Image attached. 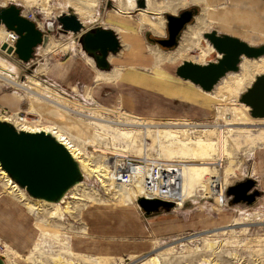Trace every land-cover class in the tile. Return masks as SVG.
<instances>
[{
  "label": "rangeland",
  "instance_id": "rangeland-1",
  "mask_svg": "<svg viewBox=\"0 0 264 264\" xmlns=\"http://www.w3.org/2000/svg\"><path fill=\"white\" fill-rule=\"evenodd\" d=\"M67 1L68 0H0V7L8 6L11 3L20 7L22 13L28 18H31L43 34L47 35V42L44 45L39 44L35 47L33 57L28 62L21 61L14 53L8 54L1 48L0 57L15 70H10V74L15 76L17 80L26 82L29 85L35 84V89L41 86L40 89L50 90L51 94L55 97V100L58 98L61 102H65L69 107H77L75 109L82 114L114 120L123 125L108 124L96 119H88L75 113L70 115L67 113L64 114L61 113L59 109L49 105V109L40 113L36 112V110L31 108L29 98L24 96L25 91L22 88L18 89L5 83L1 79L0 120L3 118L6 119L10 116L14 117L16 115L21 119L26 118L25 125H30L29 122H32V120L36 121L37 124L39 123L50 126L59 124L60 127L67 132L69 137L71 136L75 143L78 144L77 146L83 148V151L85 152L84 156L94 165L107 167V163L113 164V162H115L116 155L114 154L116 151L130 154L129 156L132 157H136L135 155L147 154L166 158L202 159L204 161H198L195 163L198 167H194L192 170H196V173H198L197 181L194 184L189 183L191 195L185 197L188 199L187 202L184 204L183 208L180 207L181 209L178 210L173 208H160L156 212L147 213L142 209L140 210L136 201L139 195L137 194L133 197V195L127 190V183L115 179H109L105 180L103 184L98 181L93 173H87L84 169L79 168L80 179L69 187L66 191L67 195L62 201L58 198L53 200L52 204L44 205L41 202L42 198L30 196L26 193L25 189L21 187L27 194L31 203H37L41 207L47 209H52V206L56 205L57 218L54 219L53 216L48 214L28 212L25 208V210L22 209V207H24L22 204L23 201L20 202L14 195L9 196L2 183L4 188L3 194L11 197V201L14 202V204H11L9 202L4 203L0 200V210L4 212L3 215H0V218L8 221L6 223H0V255L4 257L5 264H52L54 261H62L67 264L69 259H73L74 257L82 259H99V257H103L101 264H115V261H117L118 264H137L145 257L152 255L159 256L163 264H198L201 261V258H218L220 262H224L225 264L264 263V139H262L264 138V117L263 119H255V121L249 124L229 125L228 129H225H230V132L226 133L229 134V139H227L225 143L226 151L223 155L225 164L221 169L219 166H213V160L219 158L220 155L218 144H214L213 149L209 148V150L203 151L200 148L202 145H199L201 142L197 140L193 141L188 137L187 128L186 131L177 133L170 131L171 129L168 127L169 123L177 121L178 118L184 117L183 115L188 117L191 124L212 125L216 122L218 115L219 117L221 115L224 116L225 121L227 122L228 119H232V111L224 108L220 101L206 97L207 100L204 99L200 104L202 107L204 106L202 108L203 111L207 108L209 111L213 110L215 112V117L214 115H211L209 120L203 118V112L198 115L193 114L189 116L190 112H194L191 106L180 105L181 102L176 100H173L171 104L165 102V105H155L159 106V109H166L161 113L164 115L167 114L166 117H150L154 115V111H151V113L139 114L137 113L138 111H130L127 107L121 104L119 99L122 103L124 99L122 98L123 95L119 94L117 86L123 73L132 70L137 77L138 72L136 71V68L141 65L144 66L146 63H149L151 71L154 70L157 72L156 70L159 71L172 68L175 65L180 64L183 60H192V57L195 58L198 55V52L193 50L189 57H182L175 60L170 59V62L159 61V63L156 64L153 60V53H156L157 51L163 55L165 53H173L174 51L177 52L180 46L184 45L188 39V37L187 39H185V37L194 29L196 32H199L200 38L197 40L203 47L204 45L206 47L210 46V43L204 37V33L213 30L219 34L235 36L253 46L263 45L264 13L258 11L259 7L254 6V8H251L248 0H208V2L205 1V3H199L197 5L200 6V12L194 18L193 22L188 24L183 31L178 46L173 49H165L159 45L149 43L145 37L146 32L149 31L151 37H164L166 35V30L163 13H177L184 7L196 4L195 2L183 6L177 4L166 6L165 2L167 0H145V4L144 0H135L133 5L125 6L126 8L128 7L127 10L129 11L114 14V6L117 5L119 0H95L96 7L93 12L88 15L85 14L87 8L84 7L77 10V7H74L75 4L68 3ZM91 1L92 0H84L82 4L89 6L91 5ZM73 2L75 1L73 0ZM80 4L81 2L79 1L76 5L79 6ZM205 6H209L208 8L211 9L205 11L203 9ZM261 6L264 8V1L261 3ZM146 8H148L149 11L151 10L157 13H149L148 18L153 22H159L161 24L159 31L151 30L149 25H144L141 28L142 30L138 29L140 26L139 19L145 20L147 18L146 15L143 17ZM216 12H219V14L217 15ZM206 13L207 17H209V23L204 21ZM65 14L74 15L81 21L83 26L79 31L71 32L66 30L61 23V17ZM244 15L248 18L254 17L255 24H251V26L248 24V26L245 23L247 27H245L243 23L241 24L239 19H242ZM125 16H129V24L126 25H131V27L135 25L138 35H135L133 31H129L131 27L128 28L126 26H122L123 29H118L116 31V28L113 25L124 21L123 18ZM228 19L230 20L229 22L231 26L229 30L226 25H222L218 22V20L223 22L225 20L228 21ZM201 21H203V24ZM48 23L52 25L51 30L47 26L49 25ZM97 26H103L113 30L118 36L121 44L116 53L109 54L108 56V62L110 63L108 71L98 69L92 56L82 49L80 43L81 35L85 31L93 30ZM243 28H245V31H243ZM128 34H132L134 42L142 44V54L136 53L134 56L128 54V48L129 45H131V42L129 39L124 38V36ZM135 36L137 38H135ZM2 42L4 43L7 41L1 40L0 38V47ZM47 49H49V51H47ZM218 57L219 54L214 50L211 52L210 56L204 58L202 61H194L203 64L215 61ZM243 57L245 56H242L241 58ZM145 58L148 59L146 63L143 62V59ZM257 58L249 59L253 60ZM76 63H79V66L82 67L83 71L89 73L93 78L90 83L85 86V89V73L78 76L67 75L66 78L62 76L66 75V73L69 74L72 67H75ZM124 65H126V67ZM44 67H48V69H44ZM35 68L38 71L35 72ZM124 68H128V70H125ZM56 69V73L61 75V79L55 78L57 79L55 80L53 78V71ZM1 70L2 66L0 65V72ZM99 71H102V74H105L106 79L103 77L97 78L99 76L97 75ZM233 72H240V65L238 70ZM261 73L264 72L254 73L253 79L241 88L237 100L241 93L251 85L255 76ZM162 76H164L162 77L163 79L168 78L167 74H162ZM224 77L225 76L222 78ZM125 78L128 80V84L132 86L135 85L134 81H136V78L130 73H127ZM176 79L178 80H173L176 85H178L179 88L184 87L185 92L187 93L190 91L188 83L194 87L193 83L188 82V80H182L180 78ZM221 79H219L217 83L218 87L214 94L222 92V94L225 95L231 90V87L228 88L230 83L227 82L228 84L225 83L223 85L224 81H220ZM45 82L47 84L53 82L54 86L49 87L48 85H44L46 84ZM55 82H59V85ZM149 82L151 83V81ZM61 85L68 93L65 94L61 91L63 90ZM172 87H174V84H171L169 87H163V89L169 90ZM177 92H179V90ZM18 93H22L23 98H19ZM202 95L205 97L204 94ZM233 98L234 97L232 96V99ZM126 99L128 101L130 99L133 100L132 97H127ZM142 101L143 104H140L142 106L149 107L148 104H151L147 99H142ZM206 101L207 103H205ZM204 103L207 104L206 107ZM241 104L245 105L244 103ZM217 106H219V112L216 111ZM247 109L249 113V108L247 107ZM18 111L20 112L17 114L16 112ZM185 111H187L188 114H185ZM5 119L3 120L7 121ZM11 124L15 125L14 127L18 129L19 126L16 123L11 121ZM157 124L164 126V128H162L163 133L172 135L171 139H174V136H179L177 139L184 138L187 140L185 142H187L188 145H194L195 149L188 153V149L181 151V147L177 144V139L172 141L167 137H161L160 140H158L155 133L156 128L154 127V125ZM89 125L93 127L92 130L89 128ZM145 125H148L146 130L144 129ZM231 127H237V129H231ZM209 128L214 130V127ZM215 131L216 130H214V134H212L214 137L217 135V132ZM123 132L127 133L124 135L125 137L119 134ZM128 133L131 135L128 136ZM200 138L203 139L202 136H200ZM246 178H252L255 180V187L261 192L260 195L256 197V200L252 205H246L244 203L231 204L229 197L225 195L227 187ZM208 183L209 188L207 185ZM213 184H221L219 186L220 189L218 188L217 190H221L224 185L227 186L224 191L225 206L223 208L225 209H223V212L224 210L227 211L229 207L235 208V212L228 210L231 212H228L231 214L229 215V219H232H230L228 223L218 224L220 221L227 218V216L221 214L218 218V212L214 211L219 209V207H216L214 202L215 197L211 194L212 190L214 191V188L212 187ZM199 188H202L204 191ZM220 193L221 191L216 192L218 201L221 197H219ZM72 194H75L76 196L79 195L80 199H73V197H71ZM186 199H184V201H186ZM72 200L75 201L72 203V209L65 210V202ZM74 204H76V206H74ZM129 205L132 210L127 207ZM111 207H127L121 209L124 210L122 213H127L125 216H128L129 213H133V210L139 207L137 208L139 211L138 215L140 219L145 222L146 232L140 231L141 228L138 225L133 224V222H130L129 219V221L126 220L124 229L119 227L117 223L119 221L118 219L121 217L123 219L125 218L121 214L120 218L116 216L110 218L111 223L105 222L98 217H103L105 215V217L109 216L110 214L106 211H110L112 214V210H106ZM200 207L202 209H200ZM211 207L213 208L212 212L209 210V208L212 209ZM202 210H204V213H206L207 216L214 213L213 215L217 218H212V220H210V218L202 215ZM21 211H23L22 216L24 217L25 222L27 224L29 223L31 228H34L32 242L34 244L36 241L39 248L37 250L35 249V251H31L33 244L24 248L25 245L22 243V248H18L12 243H6L7 241H12L6 239L5 235L17 238L19 243L22 239L17 225V222L19 221L17 220L18 212ZM112 215H115V213ZM88 216L91 217V220L89 221L90 224L86 222V217ZM171 217L174 219L176 225V228L172 233H164V231L172 229V227L167 229L168 226L165 230L159 223H156L158 227L157 231L162 230L161 233L152 232V223L166 218L170 219ZM10 222L17 225L15 227L16 229L11 228L9 225ZM35 222L43 226L48 232H56L60 236L59 239L56 240L45 232L40 234L39 230L36 229ZM84 222L89 228L99 226L101 232H90L87 236L89 238L86 240V226ZM114 225H117L119 230L117 229L118 231L112 232ZM11 229H15L16 232L13 233L14 231ZM204 230H210V232H205ZM29 231L30 229L28 232ZM205 233H207L206 235H208V239L215 241V244L210 251H205L204 249L205 242L203 239L205 238ZM26 234L28 233L26 232ZM76 235H78L77 237L80 236L84 241L78 243L79 240H76ZM72 237L75 239L74 242L71 240ZM87 241L92 243L91 247L95 246V243L97 246H104L107 244V255L89 253V251H87ZM171 246H173V248ZM110 247H113L114 251H111Z\"/></svg>",
  "mask_w": 264,
  "mask_h": 264
},
{
  "label": "bare ground",
  "instance_id": "bare-ground-1",
  "mask_svg": "<svg viewBox=\"0 0 264 264\" xmlns=\"http://www.w3.org/2000/svg\"><path fill=\"white\" fill-rule=\"evenodd\" d=\"M74 1L75 2H73V0H68L67 2L71 3V4H75L74 7H77V10H79L81 8H84V7L87 8V10L85 11V14H88V15H90L91 12H93L94 8L96 7V1L95 0H92L91 1V5H89V6L82 4V2L84 0H74ZM79 1L81 2V4L78 6L76 4ZM134 1L135 0H119L117 5L114 6V14H118V13L120 14V12H124L125 13V12L129 11V10H127L128 7L126 8L125 6L133 5ZM147 1H149V0H147ZM205 1L208 2V0H167L165 3H166V6H173V5H176V4L180 5V6H183V5L189 4L191 2H195L196 4H199V3H205ZM263 1L264 0H248V3L250 4L251 8H254V6L255 7H259L258 11L261 12V13H264V8L261 6V3ZM144 2H145V0H144ZM147 4H148V2H147ZM208 7L205 6V8H203V9L205 11H208V10L211 9V8H208ZM21 12H22V10H21ZM149 13L157 14L154 11H151V10L149 11L148 8H146L144 10L143 17L146 15L147 18L145 20L144 19H139L140 26H139L138 29L142 30L141 28L144 25H149V28L151 30L159 31L161 24L159 22L156 23V22L151 21L148 18L149 17L148 16ZM216 14L218 15L219 12H216ZM65 15H69V14H65ZM69 16H72L75 19H77L78 22L80 23L81 27L83 26V24L81 23V21L77 17H75L74 15H69ZM204 18H205L204 21H207L209 23V17H207V13L204 16ZM123 20L124 21H121V23H118V24L115 23L113 25L116 28V31L118 29H123L122 26H126L128 28L131 27V25H128V26L126 25V24H129L127 22V21H129V16H125L123 18ZM239 20H240L241 24L243 23V25H245V23L247 25L249 24L250 26H251V24H255L254 17H252V18L249 17L248 18L247 16L244 15L243 18L239 19ZM229 21H230L229 19H228V21L225 20L223 22H220V20H218V22L221 23L222 25H226L228 30L231 27ZM201 22L203 24V21H201ZM0 24H2V23H0ZM48 24L49 25H47V26L51 30L52 29V25H50V23H48ZM245 27H247V26L245 25ZM115 28H114V30H115ZM244 29L245 28H243V31H245ZM66 30L67 31H71V32H75V31H72V30H69V29H66ZM11 31H13V30H9L5 26L3 27V25H0V38H1V40L7 41V42H4V43L7 44V46H12L13 45V47H14V43H15L16 40L13 41ZM136 34H137V32L135 33V35ZM187 37H188V39H187ZM195 37H196V41H195ZM124 38L125 39L126 38L129 39V41L131 42V45H129V48H128V54H131L133 56L136 55V53H141L142 54V51H143L142 44L134 42L133 41L134 37L132 36V34H128V35L124 36ZM198 38H200L199 32H196L195 29L192 30L191 33L189 32L188 36L185 37V39H187L185 44L180 46V48L178 49L177 52L174 51L173 53H170V54L165 53L164 55L161 54L159 51H157L156 53H153L154 62L156 64H158L159 61H162V62L169 61L170 62V59L175 60V59H178V58L180 59L182 57H189L191 51H193V50L197 51L198 55L195 58L192 57L191 61H193V62H195L194 60L202 61L204 58L210 56L211 52H213L215 49L212 47L211 44L208 47H206L205 45H204V47L201 46L199 44L198 40H197ZM2 50L6 51V49H2ZM47 51H49V49H47ZM245 57L241 58L242 60L239 62L240 63L239 64L240 65V72L229 71V72H227L224 75L225 76L224 78H222V77H221L222 79L220 78L221 79L220 81H222V80L224 81L223 85L225 83H227V82L230 83L228 88L231 87V90H229L227 92V94L223 95L222 92H219V94H214V92L216 91V88L218 87L217 86L218 82L215 84L216 86H214L213 89L210 90V91H205L200 86L195 85L193 83L196 92L204 94L205 97H207V98H213L214 100L220 101L221 105L224 108L231 110L232 111V113H231L232 119H228L227 122H226L224 116L221 115L219 117V115H218L217 116L218 120L216 119V122L213 123L212 125H208V124H191L189 122V120H188V117L186 115H183L184 117H180V118H178L177 121L168 124V127L171 129L170 131L177 132V133H181L182 131H186V128H187L188 129L187 130L188 137L190 139H192L193 141L197 140V141L201 142L199 145H202V146H200V148L203 151H207V150H209V148L213 149L214 144H218V146H219V154L220 155H219V158L213 160L214 161L213 162V166L214 167L219 166V168H221V169L223 168V166L225 164V160L223 158V155L225 154V151H226L225 143H226L227 139H229L228 138L229 134H226V133L230 132L229 131L230 129L229 130H225V129H228L229 125L249 124V123L255 121V119H258V118H254L253 119V117H251L249 115L248 109H247L248 106L242 105L241 104L242 102L240 103V101H238L239 99L237 100V97H238V94H239L241 88L244 85L248 84L249 81L253 79L254 73H256V72H264V54L258 56V58L256 57L257 59H253V60H250L248 57L247 58H245ZM0 65L2 66V70L0 72V79L2 81H4L5 83L10 84V85H12V86H14V87H16L18 89L22 88L25 91L24 92V96H27L29 98L30 106H31V108L36 110V112L40 113V112H42V111H44L46 109H49L50 108L49 106H52L54 108L59 109V111H61V113H64V114L67 113V114L70 115L72 113H75V114L80 115V116L82 115V116H84V117H86L88 119H96V120L104 122V123L123 125V124H121V123H119L117 121H114V120H109V119H106V118L105 119L104 118H98V117H94L92 115L82 114V113L78 112L77 109H75L77 107H73V108L69 107L65 102H61L58 98H56L57 100H55V97L51 94L50 90H44L42 88L40 89L41 86H39V87L37 86L38 88L35 89L36 88L35 84L29 85L26 82H21V81L17 80L15 76L10 74L11 73L10 70L11 71L14 70L12 68V66L9 65L1 57H0ZM12 73H14V72H12ZM230 73H232V74H230ZM261 74H263V73H261ZM97 75H99L97 78L103 77L104 79H106L105 74L104 73L102 74V72L97 74ZM179 78H181V77H179ZM181 79H183V78H181ZM184 80H188V79H184ZM50 83L51 84H47L46 83L44 85H48L49 87H53L54 83H52V82H50ZM18 96H19V98H23L22 93H18ZM232 96L234 97L233 99H232ZM5 98H7V97H5ZM227 99H229V100H227ZM218 107L219 106L216 107V111L217 112H219L218 111ZM19 112L20 111H18L16 113L18 114ZM220 113H221V111H220ZM211 115H214V117H215V112L213 110L209 111L207 108H205V111L203 112V118L209 120ZM3 119H5V118H3ZM5 120L9 121V123H11V121L13 123H16L19 126L17 130L21 129V130L33 131V132L44 131L45 133L50 134L57 141L62 143L67 148V150L70 152L71 156L76 161L78 169L82 168L87 173H93V175L98 179V181L100 183L104 184L105 180L115 179V175L117 173V167L116 166H115V170H114V165H112V163H107L106 162L107 165H108L107 167H104L102 165H94V164H92L89 161V159L84 156L85 152L83 151V148H81V146H77L78 144L75 143V141L72 139L71 136L69 137L67 132L65 130H63L60 127L59 124L58 125L54 124L53 126H50V125L39 124V123L37 124L36 121L32 120V122H29L30 125H25L24 123L26 122V118L21 119V118L17 117L16 115L14 117H12V116L7 117ZM53 123H55V122H53ZM13 126H15V125H13ZM147 127H148V125H145L144 129L146 130ZM154 127L156 128L155 133H156V136H157L158 140H160L161 137H167V138L171 139L172 135L163 133L162 128H164V126H161V125L157 124V125H154ZM209 127H214L213 129L216 130L215 132H217V135L215 137H214V135H212V134H214V130H211ZM89 128L91 130L93 129V127L91 125H89ZM233 128L237 129V127H231V129H233ZM119 134L121 136L125 137L124 135H126L127 133L123 132V133H119ZM130 135L131 134L128 133V136H130ZM200 136H202L203 139L200 138ZM177 137H179V136H174V139H171V140L173 141V140L177 139ZM262 139H264V138H262ZM214 140H215V142H214ZM185 141H187V140H185L184 138H182V139L178 138L177 139V144H178V146L181 147V151H185L186 149H188V153H189V152H191L192 150L195 149L194 145H188V143L185 142ZM114 155H116L115 162H119L120 163L119 164L120 172L117 175H120L122 172H127V170H131L130 178H132V179H129V182H124V183H127V186H128L127 190H128V192L130 194L133 195V197L136 196L137 194L139 195V197L136 200L137 204H138V199L139 198H146V196L149 195L146 191L144 192V190L147 189L148 186H149V183H147V179H148V177L152 176L151 175L152 171H150L147 167H143L141 163L131 162V161H128V160L122 161L123 159H127L130 154L120 153V152L116 151V153ZM135 156L136 157H132V156H130V157L134 158L135 160H138L137 158L140 157L141 160H143L146 163H150L151 162V163L159 164L158 163V161H159V162H167V163L174 162V163H178L179 164V170L181 172V177L173 175V176H171V177H169V178H167L165 180L161 179V182L158 180V181L154 182V184L157 186L160 183L164 182V184L166 185L164 187L165 188L164 192H167L169 197L174 199L173 202H172L174 204V206L172 208H180V207L182 208L184 206V204L188 200L185 197H188V196L191 195V190L189 189V183H191V184L196 183L197 178H198L197 177L198 173H196V170L193 171L192 169L194 167H198V165L195 164L196 162L204 161V160H202V159L201 160H192L190 158H184V159L183 158H181V159L166 158V157H160V156H151V155H147V154L135 155ZM115 165H116V163H115ZM183 169H184V171H183ZM134 172H135V174H134ZM0 180L3 183V185H4L5 189H6L5 191L9 194V196L14 195L15 197H17V199L20 202L23 201L22 204L24 205V207H22V209L25 208L28 212H36V213H40V214H48L50 216H53L54 219L57 218V216H56V214H57L56 205L55 206L53 205L52 209H47V208L41 207L37 203H31V201H29V198H28L27 194L8 175V173L1 166H0ZM115 180H117V179H115ZM120 182H122V181H120ZM210 183H211V181H210ZM207 185H208V188H209V183ZM220 185L221 184H213L212 187L214 188V191L212 190L211 194L214 195V197H215V201L214 202L216 204V207L223 208L225 206L224 205V191H225L227 186L224 185V186H222L221 190H217ZM68 189H66L64 191V193L59 197V199L61 201L64 200L65 196L67 195L66 191ZM199 189H202V188H199ZM215 191L216 192H220L221 191V193L219 194V197L221 196L219 201L217 200V196H216V192ZM71 197H73V199H80L79 195L76 196L75 194H72ZM146 199H156V198L154 197V198H146ZM184 199H186V201H184ZM41 202L44 205L45 204H52L53 200H48V199L42 198ZM73 202H75V201H73V200L72 201H66L64 209L65 210L72 209V207H73L72 203ZM11 204H12V202H11ZM74 206H76V204H74ZM139 207H140V205H139ZM23 211L18 212L19 214H18V218H17V220H19L18 221L19 222L18 230H19V232H20V234L22 236V239H21L20 243L17 241L18 240L17 238L5 235L6 239H10L12 241V242H9V241H7V242L5 241V242L9 243V244L12 243L14 246H16L18 248H22L21 247L22 243L25 245L24 248L25 247L27 248L30 245H32L33 244L32 241H33V237H34V236L32 237L33 232H34V228H31L29 226L30 224L29 223L27 224L25 222L24 217L22 216L23 215ZM121 211H124V210H121ZM194 221H195V219H194ZM35 225H36V229L39 230L40 234H43L45 232L46 234L54 237L56 240L59 239L60 236L56 232H48V231H46L43 228V226H41L37 222H35ZM29 229H30V231L28 232ZM204 231L205 232H210V230H204ZM26 232L28 234H26ZM206 234L207 233H205V238L203 239L204 242H205L204 249H205V251H210V250H212V248H213V246L215 244V241L208 239V235H206ZM71 240H72V242L75 241V239L73 237L71 238ZM81 241H84V239H81V240L79 239L78 243H80ZM171 247L173 248V246H171ZM35 249L36 250L39 249L38 246H37L36 241L34 242L31 251H33V250L35 251ZM64 251H66V250H64ZM102 260H103V257H99V259L98 258L82 259V258H75L74 257L73 259H69V262L67 264H101ZM4 262H5V259H4ZM52 264H66V263H63L62 261H58V262L54 261V262H52ZM115 264H118V262L115 261ZM137 264H163V263H162L161 258L159 256L152 255V256L145 257L144 259L139 261V263H137ZM198 264H225V263L224 262H220L218 260V258H216V259L215 258L214 259L213 258H201V261ZM262 264H264V263H262Z\"/></svg>",
  "mask_w": 264,
  "mask_h": 264
},
{
  "label": "water",
  "instance_id": "water-1",
  "mask_svg": "<svg viewBox=\"0 0 264 264\" xmlns=\"http://www.w3.org/2000/svg\"><path fill=\"white\" fill-rule=\"evenodd\" d=\"M199 12L200 6L197 4L194 5V10L183 8L177 13L164 12L166 35L153 38L147 31V41L165 49L177 47L182 32ZM0 23L18 36L14 47L2 43L1 49L14 53L23 62H28L33 57L37 45L47 42V35L14 4L0 7ZM61 23L66 29L75 32L81 29L78 20L69 15L62 16ZM204 37L220 56L215 61L203 64L183 60L177 66L176 74L205 91L212 90L227 72L237 71L242 56L256 58L264 54V44L253 46L235 36L219 34L215 30L204 33ZM80 43L82 49L92 56L95 65L103 70L109 68L108 55L116 53L120 48L116 33L100 26L85 31ZM239 101L248 106L251 117H264V73L255 76L251 85L241 93ZM0 166L30 196L48 200L58 199L80 179L76 161L53 136L44 131L17 130L4 120H0ZM255 186V180L246 178L228 186L225 195L229 197L231 204L252 205L261 193ZM138 204L147 213L174 206L169 201L146 198H139ZM0 264H5L2 255Z\"/></svg>",
  "mask_w": 264,
  "mask_h": 264
},
{
  "label": "crops",
  "instance_id": "crops-1",
  "mask_svg": "<svg viewBox=\"0 0 264 264\" xmlns=\"http://www.w3.org/2000/svg\"><path fill=\"white\" fill-rule=\"evenodd\" d=\"M101 27H103V26H101ZM129 31H133L134 33H136L135 25H133L129 29ZM135 38H137V37L135 36ZM120 46H121V44H120ZM147 60L148 59L145 58V59H143V62L146 63ZM121 64H122V62H121ZM146 64H148V65H146ZM146 64L144 66L141 65V66H138L136 68V71L138 72L137 73V77L132 72V70H128V68H124L125 70H128V71H126L125 73L122 74V77H121L122 79L120 78V81L117 83L118 92H119V94H122L123 95L122 98L124 99L123 103H122V101L120 99H119V101H120L121 104H123L125 107H127L128 110L133 111V112H137L138 111L137 113H139V114L140 113H151V111H154V115L153 116H150L149 115L150 117H166L167 114H165V115L164 114H161L166 109L165 108L159 109V106H155V105H165L164 104L165 102H168V104H171L173 100H176V101L181 102L180 105L191 106V108H192V110L194 112H190L189 113V116H191L193 114L194 115H198L199 113L204 112L202 110L203 107L200 104L203 102L204 99L207 100L206 97H204L202 94L196 92V90L194 91V87H192V85L190 83H188L190 81L187 82L188 85H189V89H190V91L188 90L189 91L188 93L185 92L184 87H180L179 88L178 85H176V83L173 81L174 79L175 80H178L176 78H179L177 76V74H176V68H177V66L179 64L178 65H175L172 68L166 69V70H159V71L156 70L157 72H155L154 70L151 71V69L149 68L150 67L149 63H146ZM124 66L126 67V65H124ZM46 68L48 69V67H46ZM46 68L44 67V69H46ZM60 68H62V67H60ZM109 68H110V63H109ZM108 69H106V70L108 71ZM100 70H103V69H100ZM34 71L36 72L38 70L35 68ZM39 71H41V70H39ZM56 71H57V69L55 71H53V75H54L53 78L54 79L55 78L59 79L61 77V75H58L59 73L57 74ZM101 72L99 71V73H101ZM84 73H85L84 80H86V82L84 81V89H85L86 88L85 86L88 85L93 78H92V76L89 73L83 71L82 67L79 66V63L78 64L76 63L75 67H72V70L70 71L69 74L66 73V75H62V76H64V78H66L67 75H70V76L71 75H77L78 76V75H82ZM99 73H97V74H99ZM127 73H130L132 76H134L136 78V81H134V83H135L134 86L128 84V80L125 78V76H126ZM162 74H167V77L168 78L163 79L162 77H164V76H162ZM57 79H55V80H57ZM182 80H184V79H182ZM95 81H97V80H95ZM149 81H151V83ZM55 83L58 84L59 82H55ZM178 83H180V82H178ZM171 84H174V87H172L169 90L168 89H165V90L163 89V87H169ZM73 86H75V85H73ZM95 88H97V87H95ZM62 89L63 90H61V91H63V93H65V94L68 93V92H66V90H65V88L63 86H62ZM178 90H179L180 93L177 92ZM127 97H129V98L132 97L133 100L130 99L128 101L126 99ZM142 99H147V101L149 103H151V104H148L149 107L140 105V104H143ZM182 103H184V104H182ZM205 103H207V101ZM205 103H204V105L206 107L207 104H205ZM185 114H188V112L185 111ZM144 115H148V114H144ZM200 117H202V116H200ZM3 191H4V188H3L2 182L0 180V200H2L4 203H8V202L11 203L12 202L14 204V202L11 201V197H9L8 195L5 196V194H3ZM127 207L130 209V205L127 206ZM127 207H121V208L111 207V208L106 209V210H112V212H113L112 214L115 213V215H112L110 213V211L109 212L106 211L107 213L110 214V215L108 214L109 216L105 217L106 216L105 215L103 217L102 216H98V217H100L105 222L111 223L110 218H113L114 216L120 218L121 217L120 214H121L125 218L124 219L122 217L120 219L117 218L119 220L117 222L119 227H121L122 229H124L126 220L127 221L130 220V222H133V224L138 225L141 228L140 231L146 232L145 222L142 221L140 219L139 215H138V212L139 211L137 210V208H139V207H137L136 209H134L133 210V213H129L128 216H125V214H127V213H125V212L122 213L121 209H124V208H127ZM203 208H204V206H203ZM173 209H177L178 210V209H181V208H173ZM200 209H202V208L200 207ZM215 209H216V207H215ZM223 209H225V208H219V209L214 210V211L218 212V218H219V216L222 213H223L222 215L227 216V218L223 219L218 224H220V223H223V224L228 223V221H230V219H231V218L229 219V215H231V214H229V213H231L230 211L232 210L233 212H235V208H233V207H229L228 208V210H230V211L224 210V212H223ZM130 210H132V209H130ZM140 210H141V208H140ZM209 210L212 212L213 208L212 209L209 208ZM202 211H203L202 212L203 213L202 215L206 216L207 218H210V220H212V218H214V219L217 218L216 216L213 215L214 213H211V214H209L210 216H207V214L204 213V210H202ZM220 211H222V212H220ZM3 213L4 212L2 210H0V215H3ZM111 215H112V217H111ZM90 220H91V217H89V216L86 217V222H88L89 224H90V222H89ZM2 222L6 223L8 221L3 220V219L0 218V223H2ZM156 223L161 224L165 230H166V228L168 226L169 227L167 229H169L170 227H172V229H169L167 231H164L163 230L164 233H172V231L176 228L174 219H172V217L170 219H167L166 218L164 220H158L155 223H152L151 224V229H152V232H154V233H161V231H162V230L161 231H157L158 230V227H157ZM18 224H19V222H17V225ZM9 225L11 226V228H15L17 226L16 224L11 223V222L9 223ZM85 226H86V234H85L86 240H88L89 237H87V236H88V234L90 232H93V231H96V233L101 232V229H100L99 226H96L94 228H89L86 223H85ZM15 229H13V230L11 229L12 231H14L13 233L16 232ZM117 229L119 230V228L117 227V225H114V229H113L112 232L118 231ZM77 236L78 235H76V237ZM79 239L81 240V237L80 236L77 237V240H79ZM97 243L99 244L98 241H97ZM91 245H92V243L87 241V251H89V253H91V254H103V255H107V253H106V249L108 248L107 247V244H105L104 246L99 244L100 246H97L96 243H95V246H93V247H91ZM110 250L111 251H114V248L113 247H110Z\"/></svg>",
  "mask_w": 264,
  "mask_h": 264
},
{
  "label": "built area",
  "instance_id": "built-area-1",
  "mask_svg": "<svg viewBox=\"0 0 264 264\" xmlns=\"http://www.w3.org/2000/svg\"><path fill=\"white\" fill-rule=\"evenodd\" d=\"M11 33H12L13 41L16 40L18 37L17 34H15L14 31H11ZM137 159L138 160H135L134 158L128 156L127 159H123L122 161L128 160L131 162H138V163H141L143 167H147L150 171H152V174H151L152 176L148 177L147 179V183H149V186L147 189L144 190V192L146 191L149 194L146 196V198L155 197L156 199L173 202L174 199L170 198L167 192H164L165 191L164 187L166 186L164 182L160 183L157 186L154 184V182L158 180L161 182V179L165 180L173 175L181 177V172L179 170V164L174 163V162L167 163V162H159V161H158L159 164L151 163V162L146 163L143 160H141L140 157ZM113 164L115 165V162H113ZM119 164H120L119 162H116V165H115L117 167V173L115 175V179H117V181L129 182V179H132L130 178L131 170H127V172H122L120 175H117L120 172Z\"/></svg>",
  "mask_w": 264,
  "mask_h": 264
},
{
  "label": "flooded vegetation",
  "instance_id": "flooded-vegetation-1",
  "mask_svg": "<svg viewBox=\"0 0 264 264\" xmlns=\"http://www.w3.org/2000/svg\"><path fill=\"white\" fill-rule=\"evenodd\" d=\"M194 5H195V4H192V5H189V6L184 7V8H189V9H191V10H194ZM182 9H183V8H182ZM153 38H160V37H153Z\"/></svg>",
  "mask_w": 264,
  "mask_h": 264
}]
</instances>
